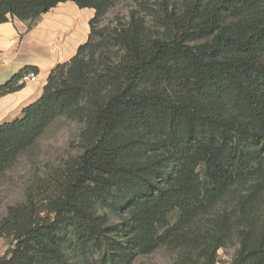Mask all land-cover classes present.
Segmentation results:
<instances>
[{
	"label": "trees",
	"instance_id": "obj_1",
	"mask_svg": "<svg viewBox=\"0 0 264 264\" xmlns=\"http://www.w3.org/2000/svg\"><path fill=\"white\" fill-rule=\"evenodd\" d=\"M134 1L102 26L114 0H0V24L28 30L61 3L94 13L40 97L0 124V181L55 121L79 126L76 154L6 207L0 264H131L160 248L216 264L234 244L229 264H264V0Z\"/></svg>",
	"mask_w": 264,
	"mask_h": 264
},
{
	"label": "rangeland",
	"instance_id": "obj_2",
	"mask_svg": "<svg viewBox=\"0 0 264 264\" xmlns=\"http://www.w3.org/2000/svg\"><path fill=\"white\" fill-rule=\"evenodd\" d=\"M146 1L150 5L152 4L155 6L160 0ZM135 7L136 1L134 0H114V6L107 13L101 25L114 26L118 20L125 21L128 12L135 9ZM52 12L56 13L57 11L52 10L49 11L48 14ZM66 13L72 14L69 11ZM73 16H75L74 20H78L77 23L79 25V29L77 27L78 30L76 32L80 33H82L83 30L86 31L88 21L93 17V15L91 18L89 17L86 23L84 12L78 14L75 12ZM44 18L45 15H42L39 20L34 23L33 27L39 25V23L44 24ZM81 25H84L82 29L80 28ZM78 132L79 126L77 124L57 120L38 139L35 145L26 154L21 156L15 166L8 171L0 181V219L5 215L6 207L24 201L25 188L35 176L43 175L46 170L61 165L63 160L76 154ZM226 209L229 208H226V206L222 204L216 211ZM115 220L116 219H113V221ZM10 245V240L0 238V254L5 253V251L10 248ZM236 247L237 246L234 244L219 249L216 253V264H229ZM175 259L176 255L173 252L166 248H160L150 255L136 258L131 264H171Z\"/></svg>",
	"mask_w": 264,
	"mask_h": 264
},
{
	"label": "crops",
	"instance_id": "obj_3",
	"mask_svg": "<svg viewBox=\"0 0 264 264\" xmlns=\"http://www.w3.org/2000/svg\"><path fill=\"white\" fill-rule=\"evenodd\" d=\"M52 10L58 13L69 11L72 15L84 12L86 23L93 15L92 10L78 9L70 2L58 4ZM52 31L43 23L30 30L26 23L18 20L0 24V85L24 66L38 69L34 82H27L19 91L0 97V124L20 118L22 109L40 97L50 70L57 64L69 61L89 33L88 27L82 33L74 32V35Z\"/></svg>",
	"mask_w": 264,
	"mask_h": 264
},
{
	"label": "bare ground",
	"instance_id": "obj_4",
	"mask_svg": "<svg viewBox=\"0 0 264 264\" xmlns=\"http://www.w3.org/2000/svg\"><path fill=\"white\" fill-rule=\"evenodd\" d=\"M75 16H73L72 14L70 15L69 13L52 12L45 16L44 25L46 26V28L50 29V31L53 30L63 35H67L71 33H72L71 35H74L73 33L79 29V25L77 23L78 20H74ZM82 26L84 25H81L80 27L81 29L83 28Z\"/></svg>",
	"mask_w": 264,
	"mask_h": 264
},
{
	"label": "built area",
	"instance_id": "obj_5",
	"mask_svg": "<svg viewBox=\"0 0 264 264\" xmlns=\"http://www.w3.org/2000/svg\"><path fill=\"white\" fill-rule=\"evenodd\" d=\"M37 76L33 73L27 74L22 77L21 83H27V82H34L36 80Z\"/></svg>",
	"mask_w": 264,
	"mask_h": 264
}]
</instances>
